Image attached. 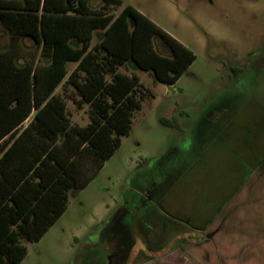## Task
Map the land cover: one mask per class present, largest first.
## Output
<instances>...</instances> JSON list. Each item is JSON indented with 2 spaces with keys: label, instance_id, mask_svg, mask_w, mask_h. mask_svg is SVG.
Here are the masks:
<instances>
[{
  "label": "rangeland",
  "instance_id": "374dc122",
  "mask_svg": "<svg viewBox=\"0 0 264 264\" xmlns=\"http://www.w3.org/2000/svg\"><path fill=\"white\" fill-rule=\"evenodd\" d=\"M124 1L196 59L174 85L120 67L146 95L130 134L41 240L22 241L21 264H143L178 247L200 261L209 254L210 264L227 252L264 264V0ZM9 44L0 26V49ZM25 45L24 57L35 50ZM56 92L74 124L91 121L72 88Z\"/></svg>",
  "mask_w": 264,
  "mask_h": 264
},
{
  "label": "trees",
  "instance_id": "16d2710c",
  "mask_svg": "<svg viewBox=\"0 0 264 264\" xmlns=\"http://www.w3.org/2000/svg\"><path fill=\"white\" fill-rule=\"evenodd\" d=\"M0 26V264H21L22 241L41 240L130 134L146 95L120 67L174 85L196 55L124 0H0ZM60 85L90 106L87 125L72 122Z\"/></svg>",
  "mask_w": 264,
  "mask_h": 264
},
{
  "label": "crops",
  "instance_id": "0c3cea01",
  "mask_svg": "<svg viewBox=\"0 0 264 264\" xmlns=\"http://www.w3.org/2000/svg\"><path fill=\"white\" fill-rule=\"evenodd\" d=\"M260 175L261 176H264V163L261 164V168H260V171H259ZM262 185L264 186V179H262ZM259 185V184H258ZM260 184L259 187H256L255 189L257 191H260V188L262 186ZM259 194L257 195H254L255 197H258ZM255 212V213H254ZM258 211L256 210H253L251 212V214L254 213V216L256 217ZM250 215V214H249ZM261 215V214H260ZM250 217V216H249ZM257 224L259 223V220L256 221ZM255 223V222H254ZM262 222L259 223V228H261ZM208 244V243H211L210 240L208 241H203L201 242V244ZM189 246H191L189 244ZM226 252V251H225ZM228 255V252L227 254H222L221 256V259H220V264H241L242 263V260H241V256H238L237 255H234V256H227ZM210 255L208 254V256L205 257V260L204 261H200L199 259H197L196 257H194V255L192 254H189L187 251H184V249H175V250H172L170 252H167V253H164L159 259H157L156 261H149L147 263H143V264H210V262L212 261L211 258L209 257Z\"/></svg>",
  "mask_w": 264,
  "mask_h": 264
},
{
  "label": "flooded vegetation",
  "instance_id": "af4514ba",
  "mask_svg": "<svg viewBox=\"0 0 264 264\" xmlns=\"http://www.w3.org/2000/svg\"><path fill=\"white\" fill-rule=\"evenodd\" d=\"M115 254L117 255V257H119L120 258V256L122 255L121 253H117V252H115Z\"/></svg>",
  "mask_w": 264,
  "mask_h": 264
}]
</instances>
